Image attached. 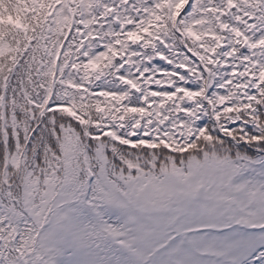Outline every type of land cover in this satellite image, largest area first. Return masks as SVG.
Here are the masks:
<instances>
[{
  "label": "snow or ice",
  "instance_id": "snow-or-ice-1",
  "mask_svg": "<svg viewBox=\"0 0 264 264\" xmlns=\"http://www.w3.org/2000/svg\"><path fill=\"white\" fill-rule=\"evenodd\" d=\"M0 264H264V0H0Z\"/></svg>",
  "mask_w": 264,
  "mask_h": 264
}]
</instances>
